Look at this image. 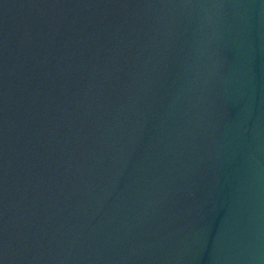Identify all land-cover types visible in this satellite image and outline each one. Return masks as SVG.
I'll use <instances>...</instances> for the list:
<instances>
[{"label":"water","instance_id":"1","mask_svg":"<svg viewBox=\"0 0 264 264\" xmlns=\"http://www.w3.org/2000/svg\"><path fill=\"white\" fill-rule=\"evenodd\" d=\"M0 264H264V0H0Z\"/></svg>","mask_w":264,"mask_h":264}]
</instances>
